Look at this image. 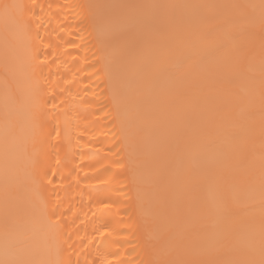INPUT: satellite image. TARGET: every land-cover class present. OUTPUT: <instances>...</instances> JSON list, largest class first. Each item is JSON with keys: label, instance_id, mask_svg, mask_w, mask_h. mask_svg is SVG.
Wrapping results in <instances>:
<instances>
[{"label": "snow or ice", "instance_id": "snow-or-ice-1", "mask_svg": "<svg viewBox=\"0 0 264 264\" xmlns=\"http://www.w3.org/2000/svg\"><path fill=\"white\" fill-rule=\"evenodd\" d=\"M34 7L43 13L42 6ZM73 7L89 10L80 24L91 21L97 32L96 59L108 78L117 119L133 86L135 101L160 116L157 168L176 177V199L167 239L146 240L151 264H264V0H123ZM24 9L0 2V16L11 25L3 38L0 97V264H81L79 253L64 257L62 214L39 195L46 109L57 105L43 99L47 81L36 69L55 53L45 51L52 45L44 44L39 31L33 36ZM29 12L37 28L45 24ZM118 33L126 36L120 61L110 51ZM21 38L23 59L17 52ZM21 66L26 71L18 78ZM17 151L28 162L23 170ZM135 155L130 154L132 182L142 203ZM21 172L33 191L25 205L14 195ZM100 228L97 235H111L106 224ZM83 264H89L87 256Z\"/></svg>", "mask_w": 264, "mask_h": 264}, {"label": "bare ground", "instance_id": "bare-ground-1", "mask_svg": "<svg viewBox=\"0 0 264 264\" xmlns=\"http://www.w3.org/2000/svg\"><path fill=\"white\" fill-rule=\"evenodd\" d=\"M0 2L23 4L25 18L32 24L33 36L39 31L44 44L52 45L45 51L55 53L36 69L37 76L47 81L43 85V99L57 105L53 109L49 104L46 109L45 143L40 154L44 167L39 195L50 207H58V214H62L61 230L67 234L64 257L76 259L75 253H79L81 264L85 256L89 264H101L106 258L113 260V264L121 261L151 264L154 257L146 240L160 238L163 244L167 239L176 199V177L161 174L157 168L160 116L135 101L133 86L129 101L121 107L117 119V110L106 87L108 78L96 59L100 54L97 32L91 21L87 25L80 24V20L89 15V10L73 7L123 0ZM200 2L227 4L235 0ZM49 4L51 8H48ZM34 5L42 6L43 13ZM30 8L42 17L45 24L36 27L38 21L32 18ZM10 30L11 25L0 16V97L4 90L3 38L10 34ZM125 39L126 36L119 33L113 38L110 51L115 50L113 59L116 61L124 58L122 46ZM69 41L75 42L76 46L70 47ZM34 45L39 46V42L34 41ZM17 52L23 59V38L18 43ZM53 59L55 63H52ZM24 71L26 69L21 66L18 78H22ZM128 72L130 78L135 77L136 68L131 63ZM122 124L125 131H122ZM57 130L59 137L56 136ZM134 151L136 155L132 159L140 165L138 180L143 187L142 203L136 199L132 182L130 154ZM16 163L21 170L28 167L19 151ZM14 195L21 205L33 198L32 188L23 181L22 172L20 187ZM2 198L0 190V201ZM104 204L111 207L105 208ZM101 224L108 226L110 236L97 235L102 230ZM110 251L119 252V257L110 256Z\"/></svg>", "mask_w": 264, "mask_h": 264}]
</instances>
